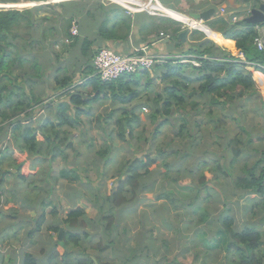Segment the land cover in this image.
Masks as SVG:
<instances>
[{"label": "rangeland", "instance_id": "374dc122", "mask_svg": "<svg viewBox=\"0 0 264 264\" xmlns=\"http://www.w3.org/2000/svg\"><path fill=\"white\" fill-rule=\"evenodd\" d=\"M65 1L69 0H49L47 2H26L19 0L16 3L8 2L0 4V8L19 9H31L44 5L38 14H33L37 20V27L33 31H28L25 27H22L17 30L15 29L13 33H9L10 35L2 32L3 35L0 36L3 39L2 46L4 49L6 44L10 45L5 50V55L9 57L10 62L3 74L4 80L2 82L9 89L16 90V95L20 97L22 104H30V110L18 113L13 117V127L14 124L22 122L23 126H30L36 129L38 126L40 127L42 121L51 120L54 117L56 102L61 97L60 92L58 93L52 89L53 87L55 89V86H57L53 81L57 70L61 69L59 76H69L72 73L74 83L68 85L67 89H73L78 85L74 91L80 93V88L83 86L81 85L83 81L81 84H77L80 82L78 80L80 65L87 62L85 57L79 55L78 50H80L81 44L79 42L75 47L70 48L68 47V41L62 36V30L67 27L68 21L66 19L62 20L59 17L61 12L59 4ZM197 2L203 4L207 0H197ZM147 7L156 8L153 5H148ZM137 9L147 11L143 7ZM173 11L174 14L172 11H170L171 13L162 12L178 20L179 16L175 14V10ZM180 13H182V10ZM38 18H44L43 22L39 21ZM226 22L229 27H234L238 20L234 21L230 19ZM89 25L90 23L85 22L83 19L85 31L88 30ZM49 28L52 30L48 31ZM195 28L198 29L197 27ZM199 29H202L201 32H206L211 39H217V35L209 33L206 28L199 27ZM240 29L237 28V30ZM14 35L16 37L13 38ZM76 36H79L81 41L85 37L91 39L87 35L82 37L81 27ZM238 51L234 46L229 52L233 56H237ZM92 53L93 50L90 49L86 57L89 58ZM37 68H39V73L36 77L37 71H34V69L36 70ZM47 75H49L48 78ZM162 88L161 82L156 81L155 92H161ZM81 90H85L86 92L90 89L84 87ZM32 96L35 98L34 100ZM103 97V94H100L99 100L95 104L90 105V114L94 116L80 115L74 119V125L77 130L68 131V137L73 145V149H63L67 157L65 162L60 161V159L51 161L50 156L46 152H43L40 156V163L38 160V163L35 164L36 168L35 166H32L33 169L27 167L28 172L31 173L32 171V175L34 173L37 174L34 178L30 174L24 175L26 178L23 180L19 179L22 182L19 181L17 183L22 189L18 190L15 194V196L18 194L17 199L25 204H31V207L34 208L31 210V213H34L36 217H40L43 214V209H46L47 214H51L53 219L57 217L55 225L64 220L66 213L73 209L81 208L84 211L82 222L84 226L75 231L73 238L77 236L80 238L79 247L88 251V255L101 252L89 249L90 245H94L95 247L98 245L99 249L106 248L103 263L223 264L222 258L225 256L223 252L215 249L216 251L212 254L205 256L203 255L205 249L196 237H194L193 243L189 241V237L185 238L183 224L185 223L186 212L178 204L172 201L166 204L164 197L157 200L159 196L166 193L167 187L169 195L179 193L180 189L177 184L182 180V171H195L197 168L202 174L204 171L205 179H210L211 176H218L216 172L217 168L209 165L205 168L201 164L203 161L201 157L202 152L194 153L193 156L191 154L192 158L189 160L188 166L182 164V154L190 155V152L187 151V148L190 146V138L186 137L181 141L175 137V133L179 129L177 118L180 117V114H175L174 118L173 116L169 117L170 123L174 124L175 128H171L170 126L161 127L158 130L157 138L152 140L151 133L154 131L155 126L146 122L145 114H148V110H144L141 113V117L147 130L142 133L139 129L137 131L139 134L134 136V138L128 136V141L115 140L113 135L109 134L111 133V127L105 125L104 118L112 110L116 109L119 103L111 101L108 96L103 100ZM244 103H247L244 111L240 108L244 106L241 103L235 105L227 113L230 115L228 118L225 117V112L221 113V115L224 120L225 129L227 132L232 133V138L238 135L243 145L247 140L254 144L256 143V138L262 134L264 109L260 107L256 97H252ZM130 105H132L130 107L132 109L140 105V103H132ZM39 109L42 110V113H37ZM51 112L53 113L52 116ZM181 113L184 115V112ZM186 113L188 115L186 117V131L191 135H195L197 131L192 123L195 111L187 109ZM8 114H11V109L7 107L0 116V162L9 161L13 154L12 149L15 147V138L11 136L12 126H9L8 122H6L8 120L5 121L3 118L4 115ZM68 114L71 115L72 113L69 112ZM217 114L219 115L220 112H217ZM213 127V124L208 125L209 129ZM240 128L246 130L248 134H244ZM37 139L39 141L43 140L41 135H37ZM229 140L230 138L227 141ZM112 143L115 149L111 152L112 157L110 162L104 169L100 170L102 159L99 157V154L104 152L107 144L111 145ZM144 149L150 151L152 158H158L156 160L158 168L152 169L156 173L151 177H145L143 181L148 189L142 188L143 182L141 184L139 182V193L133 200L132 205L129 204L119 209H111L106 199L110 197L119 184L118 175L120 172H118V169L121 163H129L134 156L141 154ZM158 151L166 153L161 157L157 154ZM175 152H177V156H173ZM17 154L20 153L17 152ZM26 160L29 161V165H32L31 159L26 158ZM164 164L167 166V171L163 168ZM227 164L228 160L220 162V165L223 167H227ZM73 170H77L78 178L72 172ZM123 170L124 168H121L122 172ZM8 171L3 177L0 175V181H8L9 175L17 170L16 167H10ZM163 172H166V176L163 175ZM163 179L168 184L167 186L163 183ZM219 182L224 183L225 180L220 178ZM182 183L188 184L187 181H183ZM182 183L180 184L181 186H183ZM194 183H197L196 180ZM18 184H15L13 190L7 184V190L15 191ZM242 192L244 191L242 190ZM48 196L50 197L49 199H47ZM180 199L182 200L181 196ZM192 199H184V201ZM0 200L6 201L7 199H4V196L0 195ZM161 200H164V202L161 203ZM48 201L50 203H46ZM235 202L236 200L232 201L234 206L231 208L230 216L234 221H237L238 226H243L248 221V218L240 208L241 200ZM210 207L212 208V206ZM53 211H55L56 215L52 214ZM196 216V214H193L194 222L192 224L196 223ZM201 227L200 231H204L207 235L204 240H207L213 233H210L209 230H214V228L212 226L207 228L204 222ZM32 230L36 232L37 223L33 224ZM193 233L194 231L191 233V237ZM46 234L42 233L40 237ZM57 234H55V240H57ZM215 236L216 232L212 235L213 241ZM111 240L113 242L109 243ZM219 243L223 247L226 245L221 240ZM195 256L198 257V261H195ZM203 260H205V263H202Z\"/></svg>", "mask_w": 264, "mask_h": 264}, {"label": "trees", "instance_id": "16d2710c", "mask_svg": "<svg viewBox=\"0 0 264 264\" xmlns=\"http://www.w3.org/2000/svg\"><path fill=\"white\" fill-rule=\"evenodd\" d=\"M17 1L19 0H0V4L8 2L16 3ZM24 1L47 2L49 0ZM60 5L62 7L61 11L64 12L62 20L66 19L68 21V25L63 31V37L69 42L68 47H75L80 42L79 55L87 59V62L80 65L78 80L80 84L83 81L81 88L85 87L90 90L85 92V90H81L80 88V93L68 90L66 87L74 83L72 73L69 76H59L61 69L57 70L53 77V81L57 86H55V89L54 87L52 89L58 93L65 91L56 102L54 117L51 120H44L38 130H34L30 126H23L21 123L14 124L13 127V117L29 109L30 104H22L20 97L16 95V90L9 89L2 82L4 80L3 74L10 62L9 57L5 55V50L10 45L6 44L4 49L2 46L3 39L0 37V108H2L0 109V116L7 107L11 109V114L4 115L3 118L5 121L8 120L6 122H8L9 126H12L11 136L15 138V147L21 152H26L32 158L33 166L38 163V160L40 163V156L43 152H46L50 156L51 161L58 159L62 162L66 161L67 157L63 149H73V145L68 137V131L77 130L74 125V119L80 115L94 116L90 114V105L95 104L99 100L100 94H103V100L108 96L111 101L119 103V106L104 118L105 125L111 127V133L109 134L113 135L115 140L128 141V136L134 138V136L139 134L137 132L139 129L142 133L147 130L141 113L144 110H148V114H145L146 122L155 126L154 131L151 133L152 140L157 138L158 130L161 127L170 126L171 128H175L176 126L170 123L169 117L173 116L174 118L175 114L184 112V117L180 116L177 118L179 129L175 133V137L182 141L186 137L192 138L194 136L186 131V117L188 116L186 110L188 108L196 111L198 115L196 127L200 133L206 121L213 124V128H217L220 125L223 121L221 113H224L223 110L227 105H230L232 109L235 105L239 104L240 100L249 101V99H240L246 92L252 90V92L247 93L249 97H253L256 93L250 72L246 71L242 64L237 63L231 53L218 45L210 43L208 46L199 44L200 46L191 48L189 53H184L185 55L190 54L197 57L199 67H195L190 63L181 64L180 60H174L171 59V56H168L164 57L162 62L156 64L151 72L146 70L139 71L123 75L115 80L103 81L95 74L92 67V59L96 51L102 48L103 41L127 43L132 32V17L125 15L124 10L113 4L114 8L109 9L112 12L109 13L111 16L108 15L102 18L101 14L98 13L103 9L99 0L65 1L60 3ZM87 5L88 7H92V12L87 13V15H89V19H91L96 36L98 37V45L89 58L86 56H88L94 42L87 38L81 41L79 36H72L68 31L71 22L82 16L84 8ZM43 7L44 5L31 9H0V36L3 35L2 32L10 35L9 33H13L15 29L17 30L22 27H25L28 31H33L37 27V20L33 14H38ZM38 20L43 22L44 18H38ZM211 27L213 30L219 32L223 39L234 42V46L244 55L247 61L264 65V55L258 53L254 47V40L257 37L256 26L248 25L241 21L234 25V29V27H229L224 19L216 18L211 22ZM239 27H244L245 30H237ZM146 29L147 23L144 22L139 32L141 33ZM50 30L52 29L49 28L48 31ZM178 33L179 30L177 29L170 31V39H176ZM195 33L199 34V32ZM14 37L16 36L14 35ZM216 41L220 42V38L218 37ZM145 46L148 45H143L142 47ZM112 50L119 53L116 48H112ZM203 58H207L208 60ZM34 71H37V77L39 68L34 69ZM48 73L51 74L50 71ZM48 77L49 75H47ZM156 81H160L163 85L161 92H155ZM193 98L199 99L198 102L196 103ZM32 99L34 100L35 98L32 96ZM201 101H203V104L199 108ZM132 103H140V105L130 109L132 107L130 104ZM141 105L144 106L141 107ZM240 108L242 109V107ZM213 110L220 112V114L214 115ZM204 111H206V114L202 119ZM69 112L72 114L69 115ZM38 133L42 136V141L37 139ZM239 145L240 140L237 138L232 141V164H235L241 157L239 150L241 147ZM114 149L113 143L111 145L107 144L104 152L99 154V157L102 159L100 170L109 164L112 157L111 152ZM164 153L163 151L157 152L161 157L165 155ZM176 153L173 156H176ZM150 155V151L144 149L141 154L134 156L129 163H121L118 169V172H120L118 175L119 184L110 197L106 199L111 209H119L129 204L132 205L133 200L139 193V182L141 184L145 180V177H151L156 173L152 169L158 168L156 162L158 158H152ZM121 168H124L123 172ZM163 168L167 171L166 164L163 165ZM258 171V176L253 174V172H249L244 176L245 178H237L231 184L235 189L260 194L261 185L264 180V168ZM72 172L78 178L77 170H73ZM4 174L6 173H0V175ZM163 175L166 176V172H163ZM19 177L22 180L24 179V176L21 174H19ZM4 183V180L0 181L2 187H4ZM142 185V188L148 189L144 182ZM3 190L8 194V200L16 194V191H8L5 188ZM237 194L238 191L233 193L234 196ZM158 199H161V196ZM196 200L197 202L194 204L193 210H196L197 221L195 224L189 222L184 226H193L195 231L192 237L186 236L185 238L189 237V241L193 243L194 237H196L205 249L203 255H210L217 249L225 254L222 258L223 264H264V232L251 228L249 225L240 230L235 229V221L229 214L230 210L226 208V202L218 194H215L214 198H212L210 190L202 178L199 182ZM210 200L222 205L223 208L216 220L208 214L207 202ZM83 216L84 211L81 208L68 212L63 223L67 229H70L67 231L72 232L66 231L63 234V241L61 243L72 240L74 245H77L80 238L78 236L73 238V231L79 230L83 225ZM45 221V216L42 214L37 221V231H41V227ZM203 222L207 228L210 225H214V230H209L210 233L216 232L214 241L212 240L213 233L207 240H204L207 235L204 231H200ZM220 240L226 243L224 247L220 245ZM112 242L111 240L109 243ZM99 250L105 251L106 248ZM31 259L32 257L26 254L23 264H33ZM195 261H198L197 256H195ZM202 263H205V260ZM71 264H93V261L89 257H84L83 259L75 260ZM99 264H101L100 261Z\"/></svg>", "mask_w": 264, "mask_h": 264}, {"label": "crops", "instance_id": "0c3cea01", "mask_svg": "<svg viewBox=\"0 0 264 264\" xmlns=\"http://www.w3.org/2000/svg\"><path fill=\"white\" fill-rule=\"evenodd\" d=\"M130 2L139 5L140 7L147 8V6H144L142 2L149 3L150 5L155 6L156 0H129ZM161 7L166 8L163 9L161 7L155 6L157 8L148 10V11H132L130 14L133 19V25H132V32L130 34V37L127 41V43H121V42H113V41H103L102 47H107L112 50V48H116L117 52L119 54H129L134 48L145 46L149 53L151 55L155 56H168L172 54H184L186 52H190L191 48L200 46L199 44H203L202 46H208L210 44L218 45L219 47H222L226 51H230L234 47V42L230 40L223 39L222 35L213 30L211 27V22H213L217 17H221L222 19H227V16H223L221 14L222 10H233L237 11L240 10V7L237 8H230L227 6L225 0H207L206 3H199L197 0H157ZM118 2L125 3V0H119ZM101 5L103 6V9L98 12L101 14L102 18H105L106 16H111L109 13H112L109 11L110 8H114L110 2L106 3L102 0ZM60 9L62 8L59 4ZM133 9L136 7L131 6ZM185 8V9H184ZM210 8L215 9V14L207 21V22H200L205 27L208 28L209 33H214L217 35V38H220V42H217L216 40L211 39L207 33H201L200 29H188L185 26H182V24L172 18L167 16L162 11L170 12V10H175V14L179 13L183 16H188L190 14H197L204 12L206 10H209ZM83 14L81 17H78L75 19V21L79 22L77 23L82 28V37L88 36L91 37V39L87 38L88 40L94 42L91 49H96V46L98 45V37L96 36V31L94 29V26L92 25L91 19H89V15L87 13L92 12V7L86 6L84 8ZM123 10L122 8H120ZM131 9V8H129ZM131 9V10H133ZM170 9V10H169ZM161 10V11H160ZM182 10V13L180 11ZM126 13V11H124ZM60 14H64V12H60ZM127 14V13H126ZM174 14V11H173ZM60 17V15H59ZM83 19L90 23L88 30H84L83 27ZM146 22L147 23V29L143 32H139L141 25ZM179 30V33L176 35V39H173L170 37L167 39L165 37H161L160 33L164 34V36H170V31L173 30ZM261 30L264 31V26L261 27ZM63 31V30H62ZM187 31L188 35L185 38V41L182 42L178 39V35L183 32ZM199 32V34L195 33ZM63 36V32H62ZM113 51V50H112ZM231 53V52H230ZM190 55V54H187ZM194 56V55H191ZM252 75V81L254 82V88L256 90V93L253 97H256L259 101L260 107L264 109V73H254ZM249 93L252 92V90L248 91ZM246 92L242 98L240 99H251L252 97H249ZM195 99V98H193ZM199 99H195V102L197 103ZM221 101V99H220ZM203 101L200 102L199 108L202 107ZM247 102L245 100H240L239 104H243L244 106H241L244 111L246 108ZM238 104V105H239ZM189 109V108H188ZM192 110V109H190ZM232 110L230 105H227L223 112H225V117L228 118L230 115L227 113ZM42 113V112H41ZM51 116L53 113H50ZM180 116L184 117V115L179 112ZM206 114V111H204V114L202 116V119L204 118ZM213 114L216 115L217 112L213 110ZM195 117L193 120L194 128L196 129V134L190 138V146L187 148V151L190 152L189 154H182V164L185 166L189 165V160L192 158L194 153L202 152L201 157L203 158V161L201 162L202 165L206 168L207 165L217 168L216 172L218 176H211L210 179H205V174L203 171V174L199 172V170L196 168L195 171L189 170V171H182L181 177L182 180L178 182L177 186L179 187L180 191L178 194L173 193L168 195L167 188L165 190V202L168 204L170 201L176 203L179 205L182 210L186 212V219L183 226L187 225L189 222H194L193 214H196V210H193L194 204L197 202L196 196H197V190L199 188V182L200 179L206 183L207 188L210 190L212 198H214L215 194H218L222 200L226 202V208L232 211V207L234 204H232L233 200L239 201L240 208L244 211V214L248 218V221L243 226H238L237 221L235 220L234 227L237 230H240L244 228L245 226L249 225L251 228H255L256 230H259L261 232H264V201L260 199L259 195L254 192H248L244 191L242 192L239 189H235L234 186L231 184V182H235L237 178H245L244 176L249 173L253 172V174H256V176L259 175L260 169L264 168V134L262 129L261 136L256 138V143L252 144L250 141H246V143L243 145L241 140L239 139L238 135H235L232 138V133L227 132L224 126V120L220 123V125L217 128H208L207 121L203 124V130L199 133L198 128L196 127V123L198 122V115L195 111L194 113ZM188 117V116H187ZM214 118V117H213ZM240 130L244 134H248L246 130L243 128H240ZM37 135H40L39 133ZM230 138L229 141H227ZM240 140L241 147L240 150V159L235 163L232 164V141L235 139ZM252 139V138H251ZM227 141V143H226ZM253 141V140H252ZM259 144V145H257ZM208 145V146H205ZM257 145V146H254ZM13 154L12 157L9 159V161H3L0 162V167L2 168L0 173H8V169L10 167H16L15 172H12L8 177L7 184L10 185V189L13 190L15 184H18L17 182H22L19 174L21 175H29L34 178L37 173H34L32 175L28 172L27 167H31L33 165H29V161L26 160V158H29L32 160L31 157L28 156L26 152H21L17 148L12 149ZM20 154H17V152ZM23 154V155H21ZM192 154V156H191ZM177 156V153H176ZM228 160L227 167H223L220 165L221 161ZM33 162V161H32ZM36 168V165H35ZM37 170V169H36ZM4 175H2L3 177ZM24 178H26L24 176ZM223 178L225 180L224 183H220L219 179ZM26 180V179H25ZM196 180V184L194 183ZM183 181H187V183L183 184ZM6 182L4 183V187L0 185V195L4 196V199H7L6 201L0 200V264H23L24 257L26 254L30 255L32 257V263L33 264H71L75 260L83 259L84 257H89L93 264H99V261L101 264H108L103 263V259L105 257L104 252L99 250V247H95L94 245H90L89 249L101 251L96 254H90L88 255L87 252L83 248L79 247V242L77 245H74V242L71 240L69 242L63 241V234L70 229H67L64 225L63 221L67 217L64 216V220L61 222L56 223V218L53 219L51 214H47V210L43 209V214L45 216V225L41 228V231L39 230L35 232V230H32L33 224L37 223L38 217L34 216V213H31V210L34 208L31 207V204H25L24 202L17 199V195L14 197H11L8 200V194L3 190V188H7ZM24 182V181H23ZM163 183L165 186L168 184L164 181ZM183 184L181 186L180 184ZM190 187V188H188ZM221 187V188H219ZM22 188L19 186L15 190L16 193L18 190H21ZM235 191H238V194L236 196L233 195ZM184 192V193H182ZM22 193V191H21ZM19 193V194H21ZM180 196L182 200L180 199ZM163 195L161 196V198ZM50 197L48 196L47 199ZM190 201H184V199H191ZM164 202V200H161V203ZM235 202V203H236ZM46 203H50L49 201ZM208 204V214L216 220L218 216L221 214L223 208L222 205L215 203L214 201L210 200L207 202ZM262 204V205H260ZM212 206V208L210 207ZM225 208V210H226ZM52 214H55V211L52 212ZM230 214V212H229ZM197 215V214H196ZM82 225L81 227H83ZM214 228V225H210ZM36 227V225H35ZM58 228V229H56ZM35 229V228H34ZM57 230V232H56ZM62 231V239L59 240V232ZM195 231L193 226L190 227H184V234L185 236H191V233ZM72 232V231H67ZM75 233V231H73ZM47 233L45 236L40 237V234ZM57 234V240H55V234ZM264 239V238H263Z\"/></svg>", "mask_w": 264, "mask_h": 264}, {"label": "built area", "instance_id": "2783aa9c", "mask_svg": "<svg viewBox=\"0 0 264 264\" xmlns=\"http://www.w3.org/2000/svg\"><path fill=\"white\" fill-rule=\"evenodd\" d=\"M116 2V1H115ZM236 18H233L235 20ZM78 27L74 25L71 29L72 35H77ZM254 47L257 52L264 55V31L259 30ZM164 57L150 55L146 48L135 49L127 55L117 54L108 49L100 50L94 57L93 69L95 74L103 81L115 80L123 75L133 74L139 71L151 72L154 66L162 62ZM237 63L242 64L245 70L254 73H264V65L257 62H249L240 52L235 56ZM261 200L264 201V180L261 185L259 194Z\"/></svg>", "mask_w": 264, "mask_h": 264}, {"label": "clouds", "instance_id": "9594fccd", "mask_svg": "<svg viewBox=\"0 0 264 264\" xmlns=\"http://www.w3.org/2000/svg\"><path fill=\"white\" fill-rule=\"evenodd\" d=\"M69 1H71V0H69ZM72 1H80V0H72ZM100 2H102V0H99ZM103 1H106V2H110L111 4H115V5H117L118 7H120V8H122L124 11H126V13H128V14H126L125 13V15H129V16H131L130 14L132 13V11H141V10H138L137 8H142V7H140L139 5H137V4H134V3H132V2H130L129 0H125L126 2L125 3H122V2H118V1H116L115 2V0H103ZM141 1V0H140ZM141 3H143L144 4V6H148V5H150L149 3H145V2H142L141 1ZM131 6H133V7H136L135 9H133ZM155 6H158V7H161L160 6V4L158 3V1L156 0V2H155ZM129 8H131V9H133V10H131V9H129ZM161 8H163V7H161ZM0 9H9V8H0ZM143 9H145V10H151L152 8H149V7H147V8H143ZM163 9H166V8H163ZM166 10H168V9H166ZM170 10V9H169ZM170 11H172V10H170ZM173 12V11H172ZM221 14L223 15V16H227V19H224L225 21H228V20H233V18H236L234 21H236V20H238V22H241V21H243L244 22V20L246 19V18H248V16L246 17V18H243V16L241 15V13L239 12V10H238V12L237 11H233V10H227V9H225V10H222L221 11ZM237 14V15H236ZM189 16V15H188ZM188 16H184V17H186V18H188ZM60 18L62 19L63 18V15L62 14H60ZM65 18V17H64ZM239 18V19H238ZM181 24H182V26H185L186 28H188V29H196L195 27H194V25H189V24H186L184 21L182 22V21H179ZM190 22H193V23H199V24H201L200 22L201 21H193V20H190ZM237 22V23H238ZM227 23V22H226ZM245 23V22H244ZM246 24V23H245ZM74 25H77V27H78V31L80 30L79 29V26H78V24H77V22L76 21H73V22H71V26H70V28H69V33L71 34V29H72V27L74 26ZM202 26H204L203 24H201ZM264 26V24H260V25H257L256 27H255V30H256V32H257V34H258V31L259 30H261V27H263ZM207 28V27H206ZM240 28V27H239ZM199 29V28H198ZM208 29V28H207ZM241 29H244L245 30V28L243 27V28H241ZM65 29H63V31H64ZM201 31H202V29H200ZM62 31V32H63ZM204 31V30H203ZM201 33H206V32H201ZM78 34V33H77ZM72 35V34H71ZM72 36H76V35H72ZM160 36L161 37H165V38H169V36H164V34L162 33V34H160ZM68 45H69V42H68ZM140 48H146V47H140ZM140 48H134L130 53H132L135 49H140ZM102 49H108V50H111V49H109V48H107V47H102V48H100V49H98L97 51H96V54L100 51V50H102ZM147 49V48H146ZM112 51V50H111ZM147 51H148V49H147ZM114 52V51H113ZM116 53V52H115ZM129 53V54H130ZM148 53H149V51H148ZM230 53V52H229ZM238 53H240V51H238ZM259 53V52H258ZM95 54V55H96ZM117 54H119V53H117ZM150 54V53H149ZM95 55H94V57H95ZM121 55H124V54H121ZM127 55V54H126ZM151 55V54H150ZM153 56H155V55H153ZM168 56H171V59H174V60H180V62H181V64H183V63H190V64H192L193 66H195V67H199V63H198V60H197V57H195V56H191V55H185V54H172V55H168ZM168 56H164V57H168ZM233 56V55H232ZM94 57H93V59H92V67H93V60H94ZM163 57V56H162ZM234 58H235V56H233ZM203 59H205V60H208L207 58H203ZM236 60V59H235ZM237 62V61H236ZM250 74H252V73H250ZM77 84H80V82H78ZM76 84V85H77ZM78 86V85H77ZM76 86V87H77ZM75 87V88H76ZM75 88H73V89H68V90H70V91H74V89ZM67 90V89H66ZM65 91V90H64ZM64 91H62V92H60L61 93V96L64 94ZM27 110H30V108L29 109H27ZM26 110V111H27ZM40 112H42V110L41 109H39V110H37V113H40ZM24 113V112H23ZM28 116H29V114H28ZM43 122V121H42ZM41 122V123H42ZM22 123V122H21ZM41 125V124H40ZM38 128H39V126L36 128V129H34V130H38ZM30 175V174H29ZM259 195V194H258Z\"/></svg>", "mask_w": 264, "mask_h": 264}, {"label": "water", "instance_id": "95a60500", "mask_svg": "<svg viewBox=\"0 0 264 264\" xmlns=\"http://www.w3.org/2000/svg\"><path fill=\"white\" fill-rule=\"evenodd\" d=\"M249 2L250 0H247V4H250ZM251 9L252 10H250L248 13V18H246L244 22L248 25H254V26L264 24V3H262L258 8H251ZM214 14H215V9L210 8L209 10H206L201 13L190 14L188 16V19L193 20V21L207 22ZM187 35H188V32L183 31L178 35V39L184 42ZM58 239L59 240L62 239L61 230L59 232Z\"/></svg>", "mask_w": 264, "mask_h": 264}, {"label": "flooded vegetation", "instance_id": "af4514ba", "mask_svg": "<svg viewBox=\"0 0 264 264\" xmlns=\"http://www.w3.org/2000/svg\"><path fill=\"white\" fill-rule=\"evenodd\" d=\"M225 2L230 8L235 9L237 7H240L239 12L243 16V18H246L249 11L252 10L251 8H258L262 3H264V0H250V4H247V0H225Z\"/></svg>", "mask_w": 264, "mask_h": 264}, {"label": "bare ground", "instance_id": "6f19581e", "mask_svg": "<svg viewBox=\"0 0 264 264\" xmlns=\"http://www.w3.org/2000/svg\"><path fill=\"white\" fill-rule=\"evenodd\" d=\"M176 15H178L179 16V19H178V21H184L186 24H189V25H194V27H197V28H199V27H201L202 25L201 24H199V23H193V22H190V20L188 19V18H186V17H184L183 15H181V14H179V13H177ZM203 28H206L205 26H202ZM207 29V28H206Z\"/></svg>", "mask_w": 264, "mask_h": 264}]
</instances>
